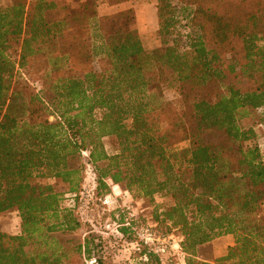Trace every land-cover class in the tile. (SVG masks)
I'll return each mask as SVG.
<instances>
[{
	"label": "trees",
	"instance_id": "trees-1",
	"mask_svg": "<svg viewBox=\"0 0 264 264\" xmlns=\"http://www.w3.org/2000/svg\"><path fill=\"white\" fill-rule=\"evenodd\" d=\"M98 1L0 2V213L17 210L22 230L0 231V264H62L61 248L27 249L37 235L48 242L80 226L64 193L37 180L78 192L85 166L70 160L85 151L101 188L110 180L134 196L171 198L157 220L181 227L185 264H264V156L256 131L239 124L243 109L264 108V0H177L191 28L187 49H147L127 26L131 10L99 17L97 71ZM171 1L157 0L163 37L181 22ZM167 77L178 83L179 108L166 98ZM106 136L117 137V152ZM227 234L235 243L225 256L199 258L200 246ZM140 259L178 264L147 248Z\"/></svg>",
	"mask_w": 264,
	"mask_h": 264
},
{
	"label": "rangeland",
	"instance_id": "rangeland-1",
	"mask_svg": "<svg viewBox=\"0 0 264 264\" xmlns=\"http://www.w3.org/2000/svg\"><path fill=\"white\" fill-rule=\"evenodd\" d=\"M70 4L81 3L82 0H66ZM112 6L102 0H99V17L128 12L129 28L136 29L143 41L144 46L149 49L164 48L166 42L176 43L178 48H188L187 34L191 28L187 26V19L184 18L181 9V3L172 0V7L181 20L173 33L167 36H161L159 7L157 0H126ZM126 18H123L124 22ZM121 22V23H123ZM93 39L98 55L94 58L91 68L99 71L101 59L99 58V46L101 41V31L93 27ZM175 40V41H174ZM264 46V40L260 42ZM170 70L167 71L169 73ZM168 76V75H167ZM166 98L172 100L179 108L181 102L177 91V81L175 78L167 77L162 81ZM37 88L41 85L34 82ZM212 99H215V92H212ZM239 124L244 128H253L257 133L256 141L259 143L261 152L264 156V108H245L241 112ZM99 111L97 116L99 117ZM51 116V120H54ZM106 149L110 153L119 150V141L116 136H106L103 138ZM189 142H183L180 146H185ZM87 152V151H85ZM84 164L82 170L83 181L78 192L70 191V185L56 181L55 179H38L43 184H51L54 188L64 193L63 206L71 208L72 216L75 217L80 226L75 230H61L50 233L48 242L42 236H35L34 240L29 242L27 249L30 252L41 253L44 251L52 252L53 249L61 248L66 253L62 259V264H138L140 262V249L144 248L139 244V237L131 225L142 226L143 224H152L154 229L162 237H166L170 246V253L167 258H172L178 264H182V256L185 254L182 248L181 227H175L172 223H166L157 220V215L161 214L166 205L171 203V198L163 194H156L154 199L134 196L120 185H115L108 181V188H101L97 181V174L94 165L89 161V156L83 154L81 159L70 160L74 166ZM130 212L134 217L130 218ZM126 227L134 232L124 233L121 228ZM0 231L8 234L21 233V218L17 210H7L0 213ZM228 235V234H227ZM230 237L221 235L206 242L199 247V258L208 261H217L225 256L229 249V242L234 241L232 234ZM54 236V239H52ZM180 242V248L177 246ZM233 243V244H234ZM232 244V245H233ZM83 246V247H81ZM85 246L92 249L91 255L85 251ZM154 253V252H153ZM165 257V259H167ZM52 260V259H51ZM186 261V259H185ZM49 264V263H45Z\"/></svg>",
	"mask_w": 264,
	"mask_h": 264
},
{
	"label": "built area",
	"instance_id": "built-area-1",
	"mask_svg": "<svg viewBox=\"0 0 264 264\" xmlns=\"http://www.w3.org/2000/svg\"><path fill=\"white\" fill-rule=\"evenodd\" d=\"M87 156H89L88 152H84ZM134 213L130 212V218L132 219L134 217ZM129 225H131L132 229H134L137 232V235L139 237V244L142 245V247L147 248L150 252H154L157 254L162 260H165V257L167 258L168 254L170 253V246L167 242L166 237H162L160 233H158L157 230L154 229V226L152 224H143L142 226L134 225L129 220ZM177 246L180 248V242H177ZM182 264H185V254L183 253L182 256Z\"/></svg>",
	"mask_w": 264,
	"mask_h": 264
},
{
	"label": "crops",
	"instance_id": "crops-1",
	"mask_svg": "<svg viewBox=\"0 0 264 264\" xmlns=\"http://www.w3.org/2000/svg\"><path fill=\"white\" fill-rule=\"evenodd\" d=\"M1 3L3 4H8L11 2V0H0ZM115 5H112L110 7H108L109 9L113 8ZM99 19V1H98V6H97V12H96V18L93 20V27H95L96 29L98 28V20ZM224 236H227V237H230L231 235L228 234V235H224ZM232 237V236H231ZM234 243V241H230L229 242V245H232Z\"/></svg>",
	"mask_w": 264,
	"mask_h": 264
}]
</instances>
